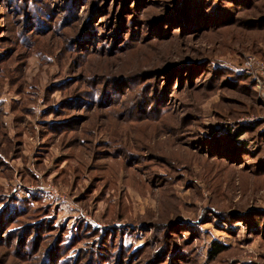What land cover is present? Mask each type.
Masks as SVG:
<instances>
[{
	"label": "rangeland",
	"instance_id": "rangeland-1",
	"mask_svg": "<svg viewBox=\"0 0 264 264\" xmlns=\"http://www.w3.org/2000/svg\"><path fill=\"white\" fill-rule=\"evenodd\" d=\"M0 211V264H264V0H0Z\"/></svg>",
	"mask_w": 264,
	"mask_h": 264
},
{
	"label": "trees",
	"instance_id": "trees-1",
	"mask_svg": "<svg viewBox=\"0 0 264 264\" xmlns=\"http://www.w3.org/2000/svg\"><path fill=\"white\" fill-rule=\"evenodd\" d=\"M246 129H248V128H243V130H239V132L237 133V137L239 138L242 135H244L246 133V131H248ZM208 140H209L208 141L209 145H213L214 144L212 142L213 141V137L209 138ZM17 202H18L17 200L16 201H11L6 206V208L3 209L4 212H5L4 213L5 216H3V217H6L7 220L13 218V216L16 215V214H18V213H23L24 211L27 212V210H29V207H30L29 205L23 206L22 204H18ZM226 250H227V248L224 247L223 245H221V244H219V245L218 244H215L214 247H212V249H211V253H212V256H216V255H219V254L225 252Z\"/></svg>",
	"mask_w": 264,
	"mask_h": 264
}]
</instances>
